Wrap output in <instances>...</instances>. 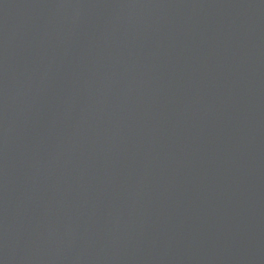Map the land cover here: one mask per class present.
<instances>
[{"label": "water", "instance_id": "obj_1", "mask_svg": "<svg viewBox=\"0 0 264 264\" xmlns=\"http://www.w3.org/2000/svg\"><path fill=\"white\" fill-rule=\"evenodd\" d=\"M0 264H264V0H0Z\"/></svg>", "mask_w": 264, "mask_h": 264}]
</instances>
